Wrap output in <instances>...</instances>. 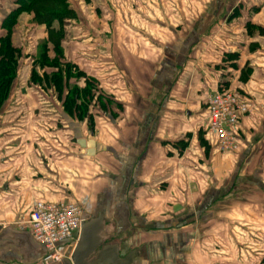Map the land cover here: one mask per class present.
I'll return each instance as SVG.
<instances>
[{
  "label": "crops",
  "instance_id": "1",
  "mask_svg": "<svg viewBox=\"0 0 264 264\" xmlns=\"http://www.w3.org/2000/svg\"><path fill=\"white\" fill-rule=\"evenodd\" d=\"M71 1L80 9L64 22L60 61L85 76L62 96L44 79L56 70L41 65L46 25L22 11L13 28L0 264H44L26 225L36 200L87 203L53 264H92L103 246L106 264H264V0ZM15 7L0 0V38ZM87 79L101 98L79 118L64 100ZM223 89L252 106L234 154L217 149L207 120L208 96ZM84 223L88 243L99 242L93 254L75 252Z\"/></svg>",
  "mask_w": 264,
  "mask_h": 264
},
{
  "label": "built area",
  "instance_id": "2",
  "mask_svg": "<svg viewBox=\"0 0 264 264\" xmlns=\"http://www.w3.org/2000/svg\"><path fill=\"white\" fill-rule=\"evenodd\" d=\"M250 101L235 90H216L207 98L208 125L217 149L234 154L242 146L240 122L251 112ZM87 211L86 202L36 200L27 218L33 239L46 248L44 264L63 261L67 254L60 243L73 237Z\"/></svg>",
  "mask_w": 264,
  "mask_h": 264
},
{
  "label": "trees",
  "instance_id": "3",
  "mask_svg": "<svg viewBox=\"0 0 264 264\" xmlns=\"http://www.w3.org/2000/svg\"><path fill=\"white\" fill-rule=\"evenodd\" d=\"M71 0H16V7L9 13L3 22V27L7 30L6 35L0 38V108L7 98L12 83L17 75L18 48L13 46L12 37L14 26L18 15L22 11H29L34 14V20L43 23L47 27L48 40L42 47L41 65L56 69L52 74H46L44 79L52 84L59 95L65 93L68 80L75 76L78 79L84 78L82 72L74 73L73 66L62 63L60 58L63 56L60 48V38L64 34V22L68 18L76 17V12L71 6ZM91 1V0H86ZM49 52L54 53L52 58ZM33 79L41 81L38 74L33 75ZM66 81V84H65ZM97 85L93 79H87L86 86L82 89L77 86L70 88L65 96V110L72 114L77 113L79 118H83L88 111L89 103L95 98H101L96 94ZM79 102H81L79 104Z\"/></svg>",
  "mask_w": 264,
  "mask_h": 264
},
{
  "label": "water",
  "instance_id": "4",
  "mask_svg": "<svg viewBox=\"0 0 264 264\" xmlns=\"http://www.w3.org/2000/svg\"><path fill=\"white\" fill-rule=\"evenodd\" d=\"M87 144H88L89 150H90L89 155H92L94 153V149H93L94 142H93V140L89 141V143H87ZM100 221H101V217L97 220V222L100 223ZM93 223H96V222H93ZM90 227H91L90 223L82 224L80 239H79V242L77 244L76 251H75V252H77V254H79L84 249L85 245H87V252H89L90 254H93L94 251L99 246V242H98V240L96 242V238L93 239V242L88 243L89 241H88V238H86V233ZM79 232H80L79 230L76 231L74 233V236L78 237ZM110 247L111 246H103L102 249L97 252V257L92 260V264H106L105 262H103V258L105 257V253L107 252V250H109ZM132 255H133V253H132ZM132 255H129V257H131ZM114 264H116V263H114Z\"/></svg>",
  "mask_w": 264,
  "mask_h": 264
},
{
  "label": "rangeland",
  "instance_id": "5",
  "mask_svg": "<svg viewBox=\"0 0 264 264\" xmlns=\"http://www.w3.org/2000/svg\"><path fill=\"white\" fill-rule=\"evenodd\" d=\"M81 1L84 2V3H87V2L88 3H91V1H92L93 3H95V4L92 3L93 4V7H95L97 4H100L101 3V0H91L90 2L89 1H86V0H81ZM71 6H72L73 9H74V6H76V5L73 4V1H71ZM75 9L74 10L76 12V15L79 14V9L80 8L79 7H75Z\"/></svg>",
  "mask_w": 264,
  "mask_h": 264
},
{
  "label": "bare ground",
  "instance_id": "6",
  "mask_svg": "<svg viewBox=\"0 0 264 264\" xmlns=\"http://www.w3.org/2000/svg\"><path fill=\"white\" fill-rule=\"evenodd\" d=\"M70 252H71V250H70Z\"/></svg>",
  "mask_w": 264,
  "mask_h": 264
}]
</instances>
